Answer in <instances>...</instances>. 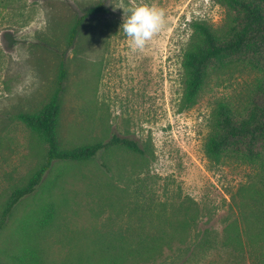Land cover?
I'll return each instance as SVG.
<instances>
[{
    "label": "rangeland",
    "instance_id": "obj_1",
    "mask_svg": "<svg viewBox=\"0 0 264 264\" xmlns=\"http://www.w3.org/2000/svg\"><path fill=\"white\" fill-rule=\"evenodd\" d=\"M100 1L0 0V215L45 160L46 143L18 115L42 109L62 60L67 69L58 124L62 145L116 134L148 146V158L116 148L88 161L55 162L0 232L2 264L31 247L40 264L77 262L109 231H155L142 214L186 196L201 207L191 233L213 232L218 247L202 251L191 238L143 264H260L263 245L251 234L257 229L246 203L256 191L258 168L230 158L215 162L204 151L218 102L241 103L258 74L244 68L221 73L193 106L183 105V59L192 24L221 26L225 6L217 0H105L106 11L89 18L69 47L76 17ZM140 3L163 8L165 23L143 49L133 50L120 27L128 9ZM50 203L57 205L55 226L34 229L29 221ZM89 263L97 264L94 255Z\"/></svg>",
    "mask_w": 264,
    "mask_h": 264
},
{
    "label": "trees",
    "instance_id": "obj_2",
    "mask_svg": "<svg viewBox=\"0 0 264 264\" xmlns=\"http://www.w3.org/2000/svg\"><path fill=\"white\" fill-rule=\"evenodd\" d=\"M226 8V18L219 27L204 21H195L194 33L183 59L184 107L193 106L211 79H220L221 73L244 68L258 74L257 81L248 97L241 103L220 101L213 110L211 131L204 143L206 155L215 162L226 158L251 164L258 168L255 190L246 203L252 207V227L257 230L254 240L263 245L260 264H264V0H217ZM105 0L87 8L79 14L71 28L68 46H72L86 21L98 13L105 12ZM67 69L64 60L59 66L52 95L37 113H21L19 118L46 143L45 160L29 179L16 189L0 215V232L6 227L17 204L33 194L42 183L55 162H82L95 159L100 153L124 148L144 159L149 147L129 137L116 134L107 140L68 148L58 137V124L62 108L61 94L65 90ZM256 195V196H255ZM57 205L42 206L29 225L36 230L51 227L57 214ZM133 210V209H132ZM134 211V210H133ZM150 231H109L86 257L71 264H90L92 255L97 264H143L155 261L163 255L165 248L175 244L186 245L194 238L193 245L204 250L217 248L220 239L213 232L200 237L191 233L201 217L199 202L190 196L178 202H164L158 212L147 213ZM142 218V217H140ZM147 220H145L146 222ZM143 225V224H142ZM55 226V225H54ZM233 240L234 237L228 236ZM239 234L236 233V240ZM227 243V242H223ZM0 256V264H2ZM11 264H40L38 252L30 248L12 256Z\"/></svg>",
    "mask_w": 264,
    "mask_h": 264
},
{
    "label": "clouds",
    "instance_id": "obj_3",
    "mask_svg": "<svg viewBox=\"0 0 264 264\" xmlns=\"http://www.w3.org/2000/svg\"><path fill=\"white\" fill-rule=\"evenodd\" d=\"M165 23V11L154 4L140 3L128 9L120 27L133 50L143 49L160 32Z\"/></svg>",
    "mask_w": 264,
    "mask_h": 264
}]
</instances>
